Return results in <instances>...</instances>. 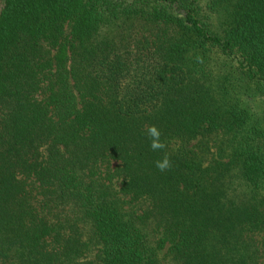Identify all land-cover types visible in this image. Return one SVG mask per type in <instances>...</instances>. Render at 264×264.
<instances>
[{"label":"trees","instance_id":"16d2710c","mask_svg":"<svg viewBox=\"0 0 264 264\" xmlns=\"http://www.w3.org/2000/svg\"><path fill=\"white\" fill-rule=\"evenodd\" d=\"M0 264H264V0H0Z\"/></svg>","mask_w":264,"mask_h":264},{"label":"clouds","instance_id":"9594fccd","mask_svg":"<svg viewBox=\"0 0 264 264\" xmlns=\"http://www.w3.org/2000/svg\"><path fill=\"white\" fill-rule=\"evenodd\" d=\"M146 136L149 139V148L152 151H164L167 144L161 139L162 132L156 125H149L146 129ZM155 166L159 171H165L171 168V160L168 152H164L161 159L155 161Z\"/></svg>","mask_w":264,"mask_h":264}]
</instances>
